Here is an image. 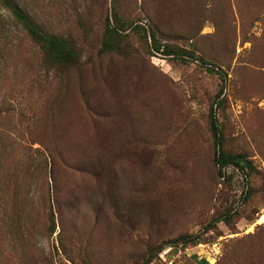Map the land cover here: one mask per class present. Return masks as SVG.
<instances>
[{
	"label": "rangeland",
	"instance_id": "1",
	"mask_svg": "<svg viewBox=\"0 0 264 264\" xmlns=\"http://www.w3.org/2000/svg\"><path fill=\"white\" fill-rule=\"evenodd\" d=\"M13 2L80 59L0 3V264H264V0Z\"/></svg>",
	"mask_w": 264,
	"mask_h": 264
},
{
	"label": "trees",
	"instance_id": "2",
	"mask_svg": "<svg viewBox=\"0 0 264 264\" xmlns=\"http://www.w3.org/2000/svg\"><path fill=\"white\" fill-rule=\"evenodd\" d=\"M0 3H2L12 13V15L24 29L30 40L40 46L44 54L45 64L47 66H66L69 64H73L80 59V52L77 49L76 44H74L71 40L61 36L48 34L41 30L28 16H26L21 11L18 6L15 5L13 0H0ZM118 35V29L112 26L108 17L101 52H122L123 49L121 47V41ZM151 39L154 42L153 47L157 52L162 51L166 56L172 55V51L169 50L167 46L163 47L156 45L157 40L154 36L151 35ZM185 55L196 57L193 54ZM221 96L222 91L219 93V98ZM211 130L215 141L220 148V153L216 158V163L220 168L221 176L222 171L230 165L239 168L244 173L247 169L252 168V162L248 158L242 157L240 155L227 154L224 151L222 142L219 138L220 131L218 128V122L215 120V118H212L211 120Z\"/></svg>",
	"mask_w": 264,
	"mask_h": 264
}]
</instances>
